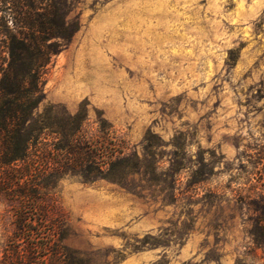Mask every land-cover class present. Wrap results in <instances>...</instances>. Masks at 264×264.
Instances as JSON below:
<instances>
[{
  "label": "rangeland",
  "instance_id": "1",
  "mask_svg": "<svg viewBox=\"0 0 264 264\" xmlns=\"http://www.w3.org/2000/svg\"><path fill=\"white\" fill-rule=\"evenodd\" d=\"M69 18L45 127L0 186V264L47 228L80 264H264V0H72ZM76 128L94 157L58 176ZM28 163L47 220L20 232Z\"/></svg>",
  "mask_w": 264,
  "mask_h": 264
},
{
  "label": "trees",
  "instance_id": "2",
  "mask_svg": "<svg viewBox=\"0 0 264 264\" xmlns=\"http://www.w3.org/2000/svg\"><path fill=\"white\" fill-rule=\"evenodd\" d=\"M71 9L72 0H0L1 189H6L7 183L14 180L13 163L27 157L29 146L36 142L45 127L37 128L36 133L30 122L34 118V109L44 98L42 78L45 70L79 27L76 19L69 18ZM76 131L77 128L67 133L59 160L54 162L58 176L70 166L92 161L94 157L92 148L76 145L73 139ZM117 153L118 150L108 142L106 162L115 159ZM30 166L28 163L23 168L20 175H26L25 180L23 184H15L18 193L13 194V201H18L20 208L15 217L20 232L32 230L31 224L36 220L45 228L47 220L45 208L35 197L34 188L27 183L34 171ZM52 234L47 228L42 231L39 243H25V263H21L23 251L12 247L7 264H33L36 250L39 264H80L67 258L63 245L52 240Z\"/></svg>",
  "mask_w": 264,
  "mask_h": 264
}]
</instances>
